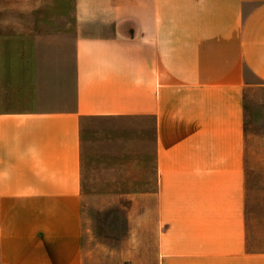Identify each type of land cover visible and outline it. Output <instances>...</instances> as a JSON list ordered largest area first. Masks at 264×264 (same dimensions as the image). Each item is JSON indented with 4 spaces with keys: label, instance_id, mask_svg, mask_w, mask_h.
<instances>
[{
    "label": "crops",
    "instance_id": "crops-1",
    "mask_svg": "<svg viewBox=\"0 0 264 264\" xmlns=\"http://www.w3.org/2000/svg\"><path fill=\"white\" fill-rule=\"evenodd\" d=\"M76 9L71 76L56 65L0 87V264H86L82 129L93 117L151 122L148 264H264L246 160V94L264 88V0Z\"/></svg>",
    "mask_w": 264,
    "mask_h": 264
},
{
    "label": "rangeland",
    "instance_id": "rangeland-1",
    "mask_svg": "<svg viewBox=\"0 0 264 264\" xmlns=\"http://www.w3.org/2000/svg\"><path fill=\"white\" fill-rule=\"evenodd\" d=\"M77 32L76 0H0V87L25 86L56 65L71 76ZM246 110L250 212L253 225L264 226V88L246 94ZM149 124L127 117L83 122L86 264L149 263L147 193L154 189L155 160Z\"/></svg>",
    "mask_w": 264,
    "mask_h": 264
}]
</instances>
